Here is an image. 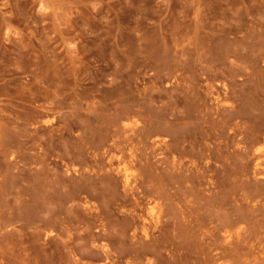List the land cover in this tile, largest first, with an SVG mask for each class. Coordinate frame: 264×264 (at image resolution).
Segmentation results:
<instances>
[{
	"label": "rangeland",
	"instance_id": "374dc122",
	"mask_svg": "<svg viewBox=\"0 0 264 264\" xmlns=\"http://www.w3.org/2000/svg\"><path fill=\"white\" fill-rule=\"evenodd\" d=\"M0 264H264V0H0Z\"/></svg>",
	"mask_w": 264,
	"mask_h": 264
},
{
	"label": "bare ground",
	"instance_id": "6f19581e",
	"mask_svg": "<svg viewBox=\"0 0 264 264\" xmlns=\"http://www.w3.org/2000/svg\"><path fill=\"white\" fill-rule=\"evenodd\" d=\"M128 180V179H127Z\"/></svg>",
	"mask_w": 264,
	"mask_h": 264
}]
</instances>
